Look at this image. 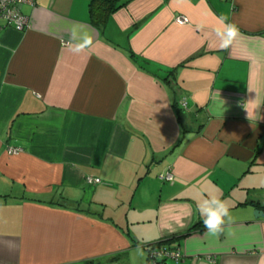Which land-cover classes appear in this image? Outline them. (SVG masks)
I'll return each mask as SVG.
<instances>
[{
	"label": "crops",
	"instance_id": "1",
	"mask_svg": "<svg viewBox=\"0 0 264 264\" xmlns=\"http://www.w3.org/2000/svg\"><path fill=\"white\" fill-rule=\"evenodd\" d=\"M90 1L0 21V264H264V0Z\"/></svg>",
	"mask_w": 264,
	"mask_h": 264
},
{
	"label": "built area",
	"instance_id": "2",
	"mask_svg": "<svg viewBox=\"0 0 264 264\" xmlns=\"http://www.w3.org/2000/svg\"><path fill=\"white\" fill-rule=\"evenodd\" d=\"M34 0H0V21L4 23V27L10 28L16 32L23 31L27 26V20L21 16L20 7L23 5L32 6ZM174 22L180 25L185 24L183 16H176ZM184 107V104L182 103ZM11 155L18 153L17 149H9L7 151ZM164 182L170 181V176L165 174L159 177ZM97 180L88 179L87 183H95ZM181 256L176 249L153 248L148 252L147 264H165L166 261H179ZM212 259H208V261Z\"/></svg>",
	"mask_w": 264,
	"mask_h": 264
},
{
	"label": "trees",
	"instance_id": "3",
	"mask_svg": "<svg viewBox=\"0 0 264 264\" xmlns=\"http://www.w3.org/2000/svg\"><path fill=\"white\" fill-rule=\"evenodd\" d=\"M123 6V3H119V0H91L89 2V15L91 17V21H97V23H102L109 14L116 12ZM264 212V206L262 207ZM200 226L195 225L189 229L193 231L195 228H199ZM204 227V225H202ZM202 227H200L202 229ZM173 240H177V237H170L164 240H160L155 242L153 245L145 247L147 253L153 248H165L166 245H169ZM169 249V248H166Z\"/></svg>",
	"mask_w": 264,
	"mask_h": 264
},
{
	"label": "clouds",
	"instance_id": "4",
	"mask_svg": "<svg viewBox=\"0 0 264 264\" xmlns=\"http://www.w3.org/2000/svg\"><path fill=\"white\" fill-rule=\"evenodd\" d=\"M227 28L228 36L233 39L235 38L239 30L234 24H225ZM225 47L228 44L224 45ZM219 205V210L212 212L207 220H204V227L207 229L209 235L216 236L223 231L222 225L224 224V217L228 216L227 208L220 201H216Z\"/></svg>",
	"mask_w": 264,
	"mask_h": 264
},
{
	"label": "water",
	"instance_id": "5",
	"mask_svg": "<svg viewBox=\"0 0 264 264\" xmlns=\"http://www.w3.org/2000/svg\"><path fill=\"white\" fill-rule=\"evenodd\" d=\"M253 216H254V218L257 217V216H261V212L255 211L253 213Z\"/></svg>",
	"mask_w": 264,
	"mask_h": 264
}]
</instances>
